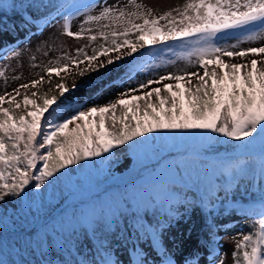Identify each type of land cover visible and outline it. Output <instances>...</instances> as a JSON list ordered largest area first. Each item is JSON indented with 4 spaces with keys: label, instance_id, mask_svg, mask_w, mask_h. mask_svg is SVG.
Segmentation results:
<instances>
[{
    "label": "snow or ice",
    "instance_id": "snow-or-ice-1",
    "mask_svg": "<svg viewBox=\"0 0 264 264\" xmlns=\"http://www.w3.org/2000/svg\"><path fill=\"white\" fill-rule=\"evenodd\" d=\"M132 2L134 3V0ZM50 6L54 15H47H53V21L66 14L69 9L82 7L87 11L90 7H95L79 5L71 0L51 3ZM40 7L47 9L49 5L41 4ZM100 7V13L87 15L84 23L90 25L109 21L103 28L116 25L122 30L101 31L100 37L105 42L110 41L111 48L104 47L91 57L85 54L89 63L96 60L97 55L107 56L109 51L120 53L122 49H127L126 55L132 56L145 47L181 42L185 51L181 52L179 58L189 66L204 69L203 75L198 77V84L189 88L182 87L179 82L186 80V77L197 76L196 72L189 73L184 70L180 74H166L158 80H148L140 85L141 89L153 83L170 80L177 82L176 90L168 84L163 87V92L168 94L166 96L161 95V88L152 89L146 96H135V100L145 102L143 109L137 105L131 113L124 111L118 121L114 110L118 106L127 109L132 103L131 100L119 98L103 107L78 111L60 123H50L47 132H42L41 118L56 104V97L44 99L42 106H35V101L25 95L24 106L33 105L35 110L28 111L26 116L16 117L10 115L9 109L2 107L5 102L11 105L15 96L5 101V96L0 95V202H4L8 197L24 200L32 193L26 191L32 181H35V189H42L46 181L49 184L50 178L70 165H79L82 161L100 157L115 146L129 144L150 133L210 132L233 141H242L235 146L239 150L253 147L258 140L264 143V69L257 71V60L252 59L250 70L240 75L241 69L249 67L247 64H226L221 59L222 56L245 57L249 53L258 55L264 53V47L234 51L238 48L237 44L221 46L217 43L220 33L246 28L254 30L246 37L249 42L264 40V0H189L182 11L175 10L178 19L173 18L172 12L157 17H153L150 10L142 13L139 11L142 8L140 4H135L136 11H126L127 5L120 6L115 0L111 5L101 4ZM47 15L33 16L23 22L38 25L40 19H47ZM161 21L165 23L161 24ZM83 30L81 26V31L74 32L71 30L70 20L65 19L63 22V34L68 37L81 39ZM131 35H135L136 39H129ZM89 39L95 41L97 36L92 35ZM79 52L80 49H77L78 54ZM119 59V55L115 59L109 57L107 64H113ZM74 62L80 64L84 63V60ZM209 64L230 69V72L220 74L216 70L209 71ZM67 67L68 65L63 68H49L47 73L49 76L52 72L59 75L61 71H66ZM38 83L39 80H33L31 87L35 88ZM28 87L29 84L20 86L24 89ZM58 87L61 96L70 91L63 84ZM20 88L15 89L17 95ZM32 95L35 96L36 93L33 92ZM125 95L127 93H122L121 97ZM153 96L156 98L155 103L151 101ZM15 107L20 108V104L17 103ZM109 112H112V122L108 127L103 118L96 124L95 129L90 124L77 123L85 121L94 113L103 117V114ZM117 122L120 124L118 129ZM73 124L75 127L70 132L66 131ZM109 127L113 130L109 131ZM38 162H42V167H38ZM34 172L38 174L34 175ZM260 198L264 202V189L261 190ZM261 216L257 222L259 230L254 235L240 234L242 239L237 240L236 249L231 253L234 264H264V207ZM132 227L143 229L144 235L151 236L150 243L159 248L157 228H146L144 224L138 223V219L133 222ZM84 264L117 262L105 256L99 260H85ZM134 264H149V260L147 256H140ZM161 264H173V261L165 258ZM216 264H225V258L219 257Z\"/></svg>",
    "mask_w": 264,
    "mask_h": 264
},
{
    "label": "trees",
    "instance_id": "trees-1",
    "mask_svg": "<svg viewBox=\"0 0 264 264\" xmlns=\"http://www.w3.org/2000/svg\"><path fill=\"white\" fill-rule=\"evenodd\" d=\"M33 1L17 0L12 7L0 4V28L14 31L27 19L25 12ZM71 92L56 97L50 114L41 118L42 132L49 131L50 123H60L77 113L69 106L74 96ZM42 105L35 101V106ZM35 106L28 105L15 116H26ZM77 123L95 129L87 119ZM239 143L242 141L210 132L150 133L115 146L100 157L70 165L50 178L49 184L46 181L42 189H35L32 181L26 188L32 193L24 200L8 197L6 204L0 202V264H84L85 260H97L106 254L105 249L109 253L112 248L122 249L128 240L139 243L151 237L144 235L143 229L132 227L137 219L146 228H157L159 236L165 226L180 225L196 235L202 245L210 244L209 234L218 225L216 213L221 203L235 207V202L244 198L252 210L262 203L264 143L258 140L244 150L235 147ZM119 147H125V152L114 151ZM126 156H132L137 167L144 170L133 167L128 170L129 178L117 176L116 168ZM245 167L250 171L242 175ZM141 192L151 202L146 201L144 208L154 213L148 222L136 204ZM121 201L127 210L124 214L119 212ZM102 213L115 217L117 229L109 239H91L85 248L67 242V226L82 223L80 229L86 237L92 234L87 219L94 220L93 215ZM50 246L58 251L56 255L42 252V247Z\"/></svg>",
    "mask_w": 264,
    "mask_h": 264
},
{
    "label": "rangeland",
    "instance_id": "rangeland-1",
    "mask_svg": "<svg viewBox=\"0 0 264 264\" xmlns=\"http://www.w3.org/2000/svg\"><path fill=\"white\" fill-rule=\"evenodd\" d=\"M57 2H64V0H34L27 6L28 11L25 12L27 19L25 20H29L33 16L41 17L47 15V13H53L54 15L50 4ZM71 2L79 5H95V7H90L87 11L82 7L69 9L66 14H62L55 21H53V15H47V19H40L38 25L23 22L14 28V31L0 28V73H3V75H0V95L5 96V101L15 96V101L11 105L7 102L2 105V107L10 110V115H18L26 109L27 106L25 107L23 104L25 95L37 103H42L44 99L58 97L60 95L58 86L63 84L72 90L70 96H74L71 98L69 106L77 112L88 111L92 107H103L109 103H114L119 98L131 100L132 103L128 105L127 109L118 106L114 110L118 121L124 111L131 113L135 111L137 105L143 109L145 102L135 100V96H146V93L154 88H161V95L166 96L168 94L163 92V87L168 84H171L173 90H176L175 84L177 82L170 80L153 83L141 89L140 85L148 80H158L162 75L180 74L187 70L189 73L196 72L198 75L186 77V80L180 81L182 87L189 88L198 84V77L203 75L204 69L198 66H189L179 58L181 52L185 51L181 42H169L167 45L158 44L145 47L132 56L126 55L127 49H122L120 53L109 51L107 56L97 55V59L89 63L85 59V54L91 57L93 54H98L104 47L111 48L110 41L105 42L100 37V32L120 31L122 29L116 25L111 28H103L104 24L110 23L109 21L89 25L85 24L84 20L87 15H98L101 11V4L111 5L114 0H71ZM115 2L120 6L127 5L126 11H136L135 4H140L142 8L139 11L142 13L150 10L152 16L157 17L166 12H172L173 18L178 19V13L175 10L182 11L189 0H134V3L132 0H115ZM0 4H7L12 7L13 4H18V2L17 0H0ZM41 4L49 5V7L45 9L40 7ZM38 7L39 11H37ZM65 19L70 20L71 30L74 32L81 31V26H83L81 39L63 34ZM136 22L140 23L142 21ZM164 23V21H161V24ZM252 31H254L252 28L227 30L219 34L217 43L221 46L237 44L238 48L234 51L249 47H264V40L249 42L246 39ZM28 33L32 34L27 35ZM92 35L97 36L95 41L89 39ZM129 39L135 40L136 36L131 35ZM5 48H8V50L2 52ZM169 48H171V51H169ZM77 49H80L79 54ZM118 55L120 56L119 60L113 64H107L109 57L115 59ZM221 59L226 64H247L249 67L241 69L240 75L250 70L252 59L257 60V71L264 69V53L258 55L249 53L245 57L222 56ZM79 60H84V63L74 62ZM101 64H103L102 67ZM64 65H68L67 70L61 71L59 75L52 72L49 76L47 73L49 68H63ZM207 67L209 71L216 70L220 74L226 71L230 72V69H224L215 64H209ZM41 77H43L42 80ZM121 77L122 79L119 82ZM33 80L40 81L35 88L31 87ZM115 82L119 83L113 85ZM209 83H211L210 80ZM22 84H29V87L27 89L20 88ZM17 88H20L19 95L15 92ZM33 92L36 93L35 96L32 95ZM122 93H127V95L121 97ZM88 100L91 102L85 104ZM151 101L156 102L155 96L151 98ZM17 103L20 104V108L15 107ZM101 118L106 121V127H108L112 122V112L103 114V117L99 113H94L87 120L96 126ZM116 127L117 129L120 127L119 122H117ZM108 130L112 131L113 129L109 127ZM125 149V147H119L114 148V151L125 152ZM133 167L136 170H144L145 168L137 167V163L132 156H126L123 163L116 168V175L129 178L130 171L128 170ZM249 171V167H245L242 175L248 174ZM86 189L88 190V186H86ZM139 195L141 198L139 204L135 202L137 208L139 207L141 210L143 220L148 222L150 216H154V213H150L149 210L144 208V205L146 201L150 205L151 202L142 192ZM246 203V200L241 198L240 201L235 202V207L225 203L219 205L216 213L218 225L209 234L208 239L211 243L208 242L205 246L201 244L196 235H191L182 226L172 225L164 227V234L159 236V248L150 243L151 237L148 236L147 240L139 243L128 240V243L122 249L112 248L109 253L101 256H108L117 264H134V261L139 259L140 256H147L149 264H161V261L165 258L171 259L173 264H216L219 257L223 256L225 264H234L231 253L236 249L237 240L242 239L240 234L251 233L254 235L259 230L257 222L262 218L261 210L264 207V202L258 206L257 210L248 208ZM119 212L121 214L127 212L122 201L119 205ZM102 214L93 215L94 220L87 219L92 234L87 233L86 237L83 230L80 229L82 223L73 222V224L67 226V242L71 245L76 244L79 248H85L87 242L91 239H109L117 229L114 223L115 217L112 214L109 216ZM42 252L56 255L58 251L55 250L54 246H50L48 248L42 247Z\"/></svg>",
    "mask_w": 264,
    "mask_h": 264
},
{
    "label": "bare ground",
    "instance_id": "bare-ground-1",
    "mask_svg": "<svg viewBox=\"0 0 264 264\" xmlns=\"http://www.w3.org/2000/svg\"><path fill=\"white\" fill-rule=\"evenodd\" d=\"M29 34H32V33H28L27 35H29ZM9 45H11V44H9ZM7 50H8V48H5V49L2 50V52H5V51H7ZM121 79H122V77L120 78L119 82L121 81ZM119 82H115L113 85H116V84H118ZM89 102H91V101L88 100V101L85 102V104H87V103H89Z\"/></svg>",
    "mask_w": 264,
    "mask_h": 264
}]
</instances>
